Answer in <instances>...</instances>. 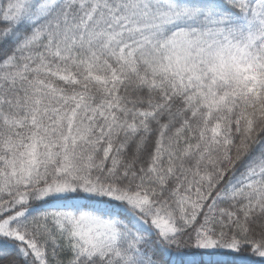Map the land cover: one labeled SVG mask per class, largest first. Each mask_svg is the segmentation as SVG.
Instances as JSON below:
<instances>
[{
	"label": "snow or ice",
	"instance_id": "snow-or-ice-1",
	"mask_svg": "<svg viewBox=\"0 0 264 264\" xmlns=\"http://www.w3.org/2000/svg\"><path fill=\"white\" fill-rule=\"evenodd\" d=\"M0 264H264V0H0Z\"/></svg>",
	"mask_w": 264,
	"mask_h": 264
}]
</instances>
